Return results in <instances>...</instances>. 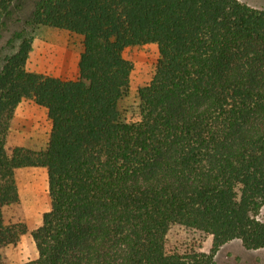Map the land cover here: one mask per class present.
<instances>
[{"label": "trees", "instance_id": "trees-1", "mask_svg": "<svg viewBox=\"0 0 264 264\" xmlns=\"http://www.w3.org/2000/svg\"><path fill=\"white\" fill-rule=\"evenodd\" d=\"M15 0H0V30ZM26 25L81 39L78 76L26 69L32 38L0 69V250L27 230L6 222L15 173L46 171L49 210L23 264H213L238 240L264 249V11L237 0H40ZM158 60L138 90L136 118L119 102L128 47ZM45 109L44 150L5 148L17 106ZM175 229L211 237L207 253ZM0 264H3L0 255Z\"/></svg>", "mask_w": 264, "mask_h": 264}, {"label": "rangeland", "instance_id": "rangeland-1", "mask_svg": "<svg viewBox=\"0 0 264 264\" xmlns=\"http://www.w3.org/2000/svg\"><path fill=\"white\" fill-rule=\"evenodd\" d=\"M40 0H15L7 28L0 30V69L5 56L14 53L17 41L14 34L26 30L32 38V48L26 69L29 72L50 76L64 81H74L78 76L77 64L82 50L81 39L65 31L50 27L26 25L36 3ZM247 6L264 11V0H237ZM131 65L129 85L119 102L122 119L136 118L138 90L151 80L158 60L156 45L128 47L122 53ZM50 132V121L45 109L30 100L22 101L16 108L10 123L5 148L23 147L33 151L45 149ZM18 203L4 211L6 222H21L26 234L12 246L0 250L3 264H23L37 257L31 232L41 223L42 215L49 210L47 175L44 169H20L15 173ZM170 240L194 239L207 253L211 237L199 233L175 229ZM213 264H264V249L246 250L238 240L231 241L217 251Z\"/></svg>", "mask_w": 264, "mask_h": 264}]
</instances>
